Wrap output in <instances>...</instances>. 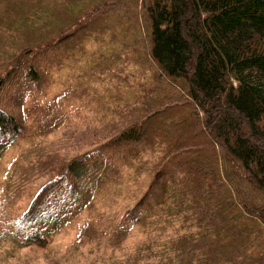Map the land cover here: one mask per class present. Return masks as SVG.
<instances>
[{
	"label": "trees",
	"instance_id": "1",
	"mask_svg": "<svg viewBox=\"0 0 264 264\" xmlns=\"http://www.w3.org/2000/svg\"><path fill=\"white\" fill-rule=\"evenodd\" d=\"M81 1L67 23V0H0L1 27L20 36L16 53L0 52V156L30 119L39 135L66 119L67 94L46 99L64 49L82 48L83 24L115 6ZM138 17L146 65L123 82L147 83L143 95L107 108L81 154L35 152L21 166L14 182L39 168L47 179L14 239L48 243L91 209L110 264H264V0H142Z\"/></svg>",
	"mask_w": 264,
	"mask_h": 264
},
{
	"label": "rangeland",
	"instance_id": "2",
	"mask_svg": "<svg viewBox=\"0 0 264 264\" xmlns=\"http://www.w3.org/2000/svg\"><path fill=\"white\" fill-rule=\"evenodd\" d=\"M74 1L67 0L70 15V18L67 17L68 14L65 17L69 20L67 23H70L73 9H78L74 6ZM112 1L115 6L101 9L90 21L86 22L84 17L86 23L83 24L85 31L81 35L82 48L79 45H67L69 49H64L66 54L62 67L56 71L57 78L50 85L46 97L49 100L59 90L67 94V98L63 100L67 111L64 122L51 131L49 127L45 134L39 135V124L31 122L30 119L24 135L2 149L0 264H110V252L102 251L100 242L104 237L99 235L106 223L97 218L91 209L59 229L48 243L23 246L20 240L14 239L18 235L15 233V227L21 214L47 176L39 168L23 185L14 182L13 178L21 171V166L29 170V161L34 158L35 152L46 155L51 151L58 154L49 159V163L81 154L87 146L85 137H96V133L89 132V135L84 137L82 134L87 132L88 128L100 125L109 113H112L107 108L118 101L121 104L132 103L134 95H143V89L139 86L137 88V82L145 87L148 86L147 83L134 78L123 82L126 72L137 76L134 70H143L146 65L142 58L143 52L134 45L133 35L140 30V24L143 25L138 17L142 0ZM80 5L82 11L87 12L90 4L88 0H83ZM48 24L54 25L52 22ZM1 29L8 31L0 25V34ZM19 45L20 36L9 29L3 40H0V52H7L8 49L16 53ZM127 59L129 63L125 64L124 60ZM132 60L136 63H131ZM15 83L13 80L1 90L4 94L2 104L12 100ZM126 84L133 88H127ZM125 203L129 204V201ZM137 238L138 234L130 236L127 246H133Z\"/></svg>",
	"mask_w": 264,
	"mask_h": 264
}]
</instances>
